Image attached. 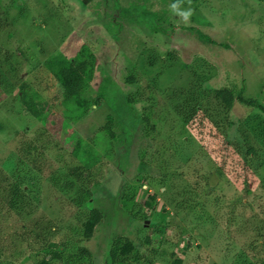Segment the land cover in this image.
I'll use <instances>...</instances> for the list:
<instances>
[{"label":"rangeland","instance_id":"rangeland-1","mask_svg":"<svg viewBox=\"0 0 264 264\" xmlns=\"http://www.w3.org/2000/svg\"><path fill=\"white\" fill-rule=\"evenodd\" d=\"M188 8L193 14L185 22L179 12ZM155 13L165 18L166 31L152 29ZM0 18V71L7 80L0 90V264H37L45 246L59 242L68 227L62 236L88 247L93 264H108L117 235L142 251L145 236L164 218L170 224L151 238L158 247L153 264H253L246 220L264 219V149L253 165L260 182L246 193L236 163L226 158L215 174L221 156L213 151L222 147V133L237 135L234 124L220 130L209 124L201 140L196 132L180 135L165 118L172 95L193 81L202 89H244L245 97L264 104V0H0ZM72 61L93 69L83 96L98 105L87 111L55 78ZM21 83L37 94L40 117L19 102ZM106 83L112 103L111 93L100 96ZM114 90L155 95L152 115L165 120L146 130L134 118L147 105L138 99L123 123ZM254 114L235 102L229 119L248 128L244 120L249 116L254 124ZM109 117L113 136L102 130ZM75 169L91 174V193L81 205L76 202L84 188ZM162 170L169 186L160 185ZM152 195L151 207L136 205ZM90 207L103 218L90 240L78 241L71 229L81 223L79 210Z\"/></svg>","mask_w":264,"mask_h":264},{"label":"trees","instance_id":"trees-1","mask_svg":"<svg viewBox=\"0 0 264 264\" xmlns=\"http://www.w3.org/2000/svg\"><path fill=\"white\" fill-rule=\"evenodd\" d=\"M197 1V0H192ZM209 0H201V3L208 2ZM155 22L152 29H157L161 31H166L161 27V20H165L163 15L158 13L154 14ZM167 19V18H166ZM0 21L4 24L2 18ZM189 30L195 31L199 37H202L205 43H212V39L201 32L195 27H189ZM1 52V51H0ZM3 61L0 55V63ZM201 61L207 64V67L211 68V63L208 62L205 58L201 57ZM193 74L197 75L195 71ZM93 75L92 66L89 65V69H86L80 62H70L68 65L62 67L55 73V78L60 84L61 88L64 90V93L67 98L73 99L76 103L82 107L85 111L89 110L92 106L98 105L97 99H87L83 96V92L88 89L89 83L88 79ZM200 75V74H199ZM211 77L210 74L201 76L203 82L208 80ZM135 78L127 77V83H134ZM7 81L5 79V73L0 71V90L4 89ZM201 81H193L192 84L187 89H180L178 93H174L171 97V102L169 104V115L165 119L159 117H154L152 115L154 100H156L155 95L145 96L143 95L144 91H136L130 94H124L123 92H117L115 95L117 103L115 106L116 110L119 112L120 117L123 120V123H129L130 120L127 116L128 108L130 109L133 103L139 100L147 103L143 107L144 113L140 117H132L135 120H142L145 124V129L148 130L149 126H155L154 120H165L168 121L170 127L173 129L175 126H179L180 135H189L192 136L194 132L201 135V140L207 135L203 132V129L208 128L209 124L213 126L216 130L223 128L229 129L233 126L236 129V134L231 137L224 136L222 133V144L221 148L214 150V154L220 155V164L217 166L215 174L219 173L220 168H223V162L227 158L229 163L234 162L235 168L239 170L244 175L243 183L247 185L245 188L246 193H250L252 186L258 181L256 175L257 171L253 169L255 162L259 161L261 157L260 152L264 149V104L251 97H245L243 95L244 89L239 90L238 93H235L234 90L230 87H217V88H207L202 89L200 86ZM106 83L103 85L100 92V96L106 97L107 93H111L109 98V103H112L113 99V90H110ZM112 85V84H111ZM201 87V92L197 88ZM19 93V102L27 110V112L33 117H40L41 111L36 107L38 104L37 94L32 91L30 85L27 83H21L18 88ZM174 96H178L177 99H173ZM139 99V100H138ZM235 102H238L244 106L252 107L256 109V114L252 115V122L250 124L249 116L244 120L246 124H249V127L237 125L238 122H234L229 119V113L235 105ZM131 113V112H129ZM131 117V118H132ZM111 117H109V123L102 127V130L106 131L109 136H113L111 130ZM129 120V121H128ZM152 121V123H150ZM188 137V136H187ZM234 146V148L232 147ZM232 151V155L229 154ZM219 152V153H218ZM264 163V161L262 162ZM237 165L238 168H237ZM262 167V166H261ZM264 169V167H263ZM264 171V170H263ZM160 177L158 180L160 185L163 187L169 186L170 175L166 170L161 171ZM74 177L76 176L78 181H81L82 189L79 192L77 204H82L83 195H89L91 193L90 189L87 187V183H91V174L89 171H82L80 169H75L73 172ZM250 178V181L248 179ZM205 178L203 176L199 177ZM207 178V177H206ZM207 185L209 186V180H206ZM264 182V177L262 179ZM142 187V186H141ZM261 190L264 192V184H261ZM259 188V189H260ZM264 194V193H263ZM263 204L264 209V195H263ZM155 196L152 195L148 199H140L136 202L139 207H151ZM187 202V201H186ZM193 207L190 205L187 207L188 210ZM81 213L80 225L72 227V235L77 238L78 241L90 240L93 237L96 226L101 222L103 218L102 211L97 207H90L79 210ZM233 217L231 216L229 221ZM260 222V225H252L253 222ZM162 225L157 227L154 230V234L151 233L146 235L143 241L144 247L142 251H138L137 246L134 242L124 235H117L111 243L109 256L110 262L108 264H129L130 260H133L136 264H153V257L158 252V247L156 245H151V238L159 236L162 230H164L169 224L170 219H162ZM247 226L250 227V249L253 264H264V219H254L249 218L246 220ZM70 231V227L66 229ZM66 231L64 233H66ZM249 232V230H247ZM63 233V234H64ZM62 234V235H63ZM60 236L59 242H51L49 245L45 246L44 255L39 259L37 264H55L58 262L60 264H93L92 252L91 250L84 245H76L75 242L68 239V235ZM260 241V245L258 244ZM177 264L180 261L176 262Z\"/></svg>","mask_w":264,"mask_h":264},{"label":"clouds","instance_id":"clouds-1","mask_svg":"<svg viewBox=\"0 0 264 264\" xmlns=\"http://www.w3.org/2000/svg\"><path fill=\"white\" fill-rule=\"evenodd\" d=\"M190 3H191V0H189V4ZM171 7L173 8V10H176L178 8V4H173ZM192 14H193V9L191 8H188L185 11L179 12V15L183 18L185 22H187L190 19Z\"/></svg>","mask_w":264,"mask_h":264}]
</instances>
